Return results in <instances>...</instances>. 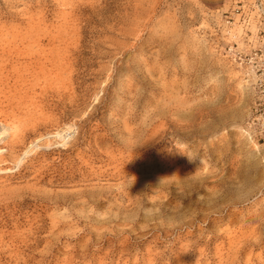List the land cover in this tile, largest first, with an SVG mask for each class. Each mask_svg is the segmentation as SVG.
I'll list each match as a JSON object with an SVG mask.
<instances>
[{"label":"rangeland","instance_id":"374dc122","mask_svg":"<svg viewBox=\"0 0 264 264\" xmlns=\"http://www.w3.org/2000/svg\"><path fill=\"white\" fill-rule=\"evenodd\" d=\"M229 3L0 0V264H264Z\"/></svg>","mask_w":264,"mask_h":264},{"label":"built area","instance_id":"2783aa9c","mask_svg":"<svg viewBox=\"0 0 264 264\" xmlns=\"http://www.w3.org/2000/svg\"><path fill=\"white\" fill-rule=\"evenodd\" d=\"M256 11L258 14L253 16ZM206 33L213 51L244 71L250 81L256 95L246 133L253 141L264 142L263 2L230 0L227 9L211 13Z\"/></svg>","mask_w":264,"mask_h":264},{"label":"bare ground","instance_id":"6f19581e","mask_svg":"<svg viewBox=\"0 0 264 264\" xmlns=\"http://www.w3.org/2000/svg\"><path fill=\"white\" fill-rule=\"evenodd\" d=\"M249 89V88H248ZM241 115V113H238V115L237 116H240ZM179 172V171H178ZM187 178V177H186ZM179 179V178H178ZM188 179V178H187Z\"/></svg>","mask_w":264,"mask_h":264}]
</instances>
